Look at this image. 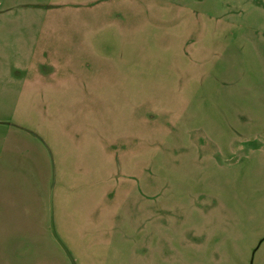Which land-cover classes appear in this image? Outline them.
Masks as SVG:
<instances>
[{"label": "rangeland", "instance_id": "374dc122", "mask_svg": "<svg viewBox=\"0 0 264 264\" xmlns=\"http://www.w3.org/2000/svg\"><path fill=\"white\" fill-rule=\"evenodd\" d=\"M0 264H264V0H0Z\"/></svg>", "mask_w": 264, "mask_h": 264}]
</instances>
